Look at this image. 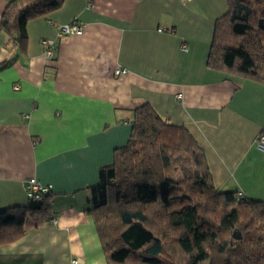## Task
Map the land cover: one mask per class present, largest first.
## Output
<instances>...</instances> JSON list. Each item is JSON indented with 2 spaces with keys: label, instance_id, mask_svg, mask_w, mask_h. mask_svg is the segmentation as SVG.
I'll use <instances>...</instances> for the list:
<instances>
[{
  "label": "crops",
  "instance_id": "crops-1",
  "mask_svg": "<svg viewBox=\"0 0 264 264\" xmlns=\"http://www.w3.org/2000/svg\"><path fill=\"white\" fill-rule=\"evenodd\" d=\"M11 1L0 0V22ZM226 11L227 0H64L27 23L23 45L0 30V210L26 209L34 181L50 186L55 217L29 212L23 236L0 245V264H106L87 213L91 188L144 105L189 132L219 192L264 201L255 145L264 86L207 67ZM72 22L82 33L58 37ZM42 40L55 42L51 61Z\"/></svg>",
  "mask_w": 264,
  "mask_h": 264
},
{
  "label": "trees",
  "instance_id": "trees-1",
  "mask_svg": "<svg viewBox=\"0 0 264 264\" xmlns=\"http://www.w3.org/2000/svg\"><path fill=\"white\" fill-rule=\"evenodd\" d=\"M63 2L12 0L0 30L23 45L27 23ZM207 67L264 86V0H227ZM237 194L215 188L203 150L183 126L144 105L127 145L100 169L87 213L106 264H264V201ZM29 212L55 220L50 194L24 210H0V245L23 236Z\"/></svg>",
  "mask_w": 264,
  "mask_h": 264
},
{
  "label": "built area",
  "instance_id": "built-area-1",
  "mask_svg": "<svg viewBox=\"0 0 264 264\" xmlns=\"http://www.w3.org/2000/svg\"><path fill=\"white\" fill-rule=\"evenodd\" d=\"M82 26L76 24L75 22L60 25L57 27V36L63 37L68 35H79L82 33ZM55 42L51 40H42L41 46L43 48V54L48 61L53 59V49H54ZM185 50V47L182 48ZM126 71L123 69H118L114 72L115 76H119L124 74ZM19 86L15 85L13 90H18ZM180 98V96H178ZM257 149L264 153V135H260L255 143ZM26 194L29 200H33L35 202H42L44 197L49 195L51 192L50 186H41L36 184L34 181H29L26 186ZM238 198L243 197L241 193L237 194ZM55 221V220H53ZM69 264H79L78 259H72Z\"/></svg>",
  "mask_w": 264,
  "mask_h": 264
},
{
  "label": "water",
  "instance_id": "water-1",
  "mask_svg": "<svg viewBox=\"0 0 264 264\" xmlns=\"http://www.w3.org/2000/svg\"><path fill=\"white\" fill-rule=\"evenodd\" d=\"M235 238H236V239H239V238H240V236H239V235H236V236H235Z\"/></svg>",
  "mask_w": 264,
  "mask_h": 264
}]
</instances>
